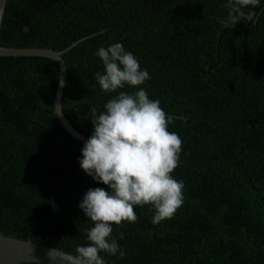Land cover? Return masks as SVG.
<instances>
[{
  "label": "trees",
  "instance_id": "1",
  "mask_svg": "<svg viewBox=\"0 0 264 264\" xmlns=\"http://www.w3.org/2000/svg\"><path fill=\"white\" fill-rule=\"evenodd\" d=\"M226 4L5 0L0 47L60 51L93 38L61 56L60 110L81 136L93 134L90 109L120 91L145 90L182 123L168 125L182 140L171 174L182 205L159 224L153 206H134L135 222L112 225L125 255L102 252L105 264H264V0L234 28L220 22ZM114 43L147 70L142 85L101 89L95 53ZM55 86L47 61L0 60V234L76 257L93 226L78 205L90 188L109 189L81 169L83 146L57 124Z\"/></svg>",
  "mask_w": 264,
  "mask_h": 264
},
{
  "label": "clouds",
  "instance_id": "2",
  "mask_svg": "<svg viewBox=\"0 0 264 264\" xmlns=\"http://www.w3.org/2000/svg\"><path fill=\"white\" fill-rule=\"evenodd\" d=\"M260 0H227V16L220 22L234 28L241 21L252 23ZM104 66L95 73L105 92L139 86L148 80L133 53L121 43L100 47L95 53ZM104 111L90 109L94 131L81 149V169L104 188H90L78 205L93 226L85 229L86 245L77 246L78 264H105L101 253L121 258L125 252L111 238L113 224L137 219L134 206L151 205L153 224L171 218L183 203V183L171 174L180 159L182 140L168 130L170 118L158 100L143 89L118 95L104 104ZM122 238V237H121Z\"/></svg>",
  "mask_w": 264,
  "mask_h": 264
},
{
  "label": "water",
  "instance_id": "3",
  "mask_svg": "<svg viewBox=\"0 0 264 264\" xmlns=\"http://www.w3.org/2000/svg\"><path fill=\"white\" fill-rule=\"evenodd\" d=\"M4 4L5 0H0V24ZM83 39L71 43L60 51H54L49 48L0 47V60H43L51 63L56 68V86L52 102V112L57 124L65 135L82 146L88 139L77 133L63 117L60 110V96L65 79V68L61 56L93 38L82 41ZM169 123L180 122L170 120ZM0 264H78V261L73 255L62 251L34 244L28 240H19L0 234Z\"/></svg>",
  "mask_w": 264,
  "mask_h": 264
}]
</instances>
